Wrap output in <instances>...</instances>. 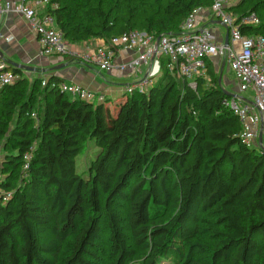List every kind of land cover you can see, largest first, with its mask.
I'll list each match as a JSON object with an SVG mask.
<instances>
[{"label": "trees", "instance_id": "1", "mask_svg": "<svg viewBox=\"0 0 264 264\" xmlns=\"http://www.w3.org/2000/svg\"><path fill=\"white\" fill-rule=\"evenodd\" d=\"M212 3L51 0L44 13L77 44L130 30L176 34L193 9ZM229 10L256 12L260 24L242 32L264 35V0ZM160 65L147 92L113 108L14 68L20 78L0 88V264H97L103 234L112 264H264V147L242 140L213 61L196 86L170 71L166 57ZM85 143L95 149L87 174L77 163Z\"/></svg>", "mask_w": 264, "mask_h": 264}, {"label": "built area", "instance_id": "2", "mask_svg": "<svg viewBox=\"0 0 264 264\" xmlns=\"http://www.w3.org/2000/svg\"><path fill=\"white\" fill-rule=\"evenodd\" d=\"M238 0H213L212 15L229 29L231 42H218L208 26L199 24L201 13L207 8L197 7L185 18L181 30L176 34H162L159 37L141 30H130L115 35L94 47L89 45L82 52L72 49L69 42L58 28L52 14L42 13L51 0H22L19 5L10 0H0V14L17 9L35 31L40 45L41 55H70L83 63L97 66L101 71L131 69L137 71L141 65L153 62L161 69L160 59L167 58V67L196 86V79L206 74L207 60L223 57L230 71L239 84V93L253 91L251 100H243L239 94L227 99L226 103L239 116L242 123L241 138L249 147L259 145L261 125L264 122V35L246 34L243 26L258 25L261 22L256 12L241 15L234 14L230 7ZM57 7V3H53ZM121 49H132L137 55L130 61L117 63ZM146 75L135 83L125 87V93L147 92L153 84L152 77ZM20 75L9 68L8 63L0 58V88L15 83ZM48 79H43V86ZM51 87L67 93L72 98L103 103L106 96L96 93L79 84L53 80ZM31 153L24 156V169L29 167ZM0 174V184H1ZM0 186V197L3 195ZM8 195L4 196L6 200Z\"/></svg>", "mask_w": 264, "mask_h": 264}, {"label": "crops", "instance_id": "3", "mask_svg": "<svg viewBox=\"0 0 264 264\" xmlns=\"http://www.w3.org/2000/svg\"><path fill=\"white\" fill-rule=\"evenodd\" d=\"M10 1L15 2L16 6H18L22 0ZM238 1L234 4L238 3ZM46 8L45 6L41 12L44 13ZM199 24L208 26L218 42L226 43L229 29L218 18L214 17L209 9L201 13ZM228 40L231 42L230 36ZM102 41L103 39L97 38L88 42L71 43V46L73 50L82 52L87 45L94 47L101 44ZM136 55V50L121 49L118 52L116 61L117 63L128 62ZM0 58L4 59L9 66L12 65L13 67L9 68L13 71L14 68H18L15 65H18L22 73L30 79L36 77H42L43 79L53 78L57 81L79 84L96 93H103L106 96L104 103L110 107H112V104L116 106L120 99H125L128 96L125 93L127 85L135 83L148 74L154 75L152 77L154 83L161 74V69H158L151 61L141 65L137 71L114 69L105 72L95 65L83 63L78 59L69 60L64 55H41L35 31H33L29 22L17 9L9 13L0 14ZM211 61L215 63L217 70H221L220 80L226 89L233 87L232 91L234 94H239L243 97V100L252 99L254 93L252 95H248L247 92L239 93L238 81L223 57H216ZM229 74L232 75L230 79L228 78ZM231 97L234 96L231 95ZM96 103L99 102L97 101Z\"/></svg>", "mask_w": 264, "mask_h": 264}, {"label": "rangeland", "instance_id": "4", "mask_svg": "<svg viewBox=\"0 0 264 264\" xmlns=\"http://www.w3.org/2000/svg\"><path fill=\"white\" fill-rule=\"evenodd\" d=\"M231 77H232V75L229 74L228 78L230 79ZM234 85H236V84H234ZM225 90L232 93L233 87H230L227 89L225 88ZM252 93H253L252 89H249V91L247 92L248 95H252ZM233 94H234V92H233ZM36 106H37V108L35 110L38 111L40 109L39 104H37ZM113 107H114V105L112 104L111 108H113ZM12 127H14V121L13 120L10 121L9 129H11ZM258 143L261 144L260 140H258ZM262 146L264 147V133H263ZM93 151H95L94 146L90 145L89 143H85L84 147L81 148V152L77 158L78 171L80 173L87 174V172L89 170V165H90V154H92ZM3 155H4L3 147H2V144H0V167H1V159H2ZM0 174H1V170H0ZM1 177L3 178L2 174H1ZM117 209H118L119 214L123 217V225H124V230H125V235L127 237V240L129 241V243L133 244V239H132V236H131V233H130V230L128 227V223H127L126 206H124L122 204H118ZM99 243H100L99 244L100 249L96 251L99 260H96V263L97 264H112L114 261V258L111 255L109 236H107L106 234H103ZM130 264H141V260H133V261H131ZM160 264H170V263L169 262H161Z\"/></svg>", "mask_w": 264, "mask_h": 264}, {"label": "water", "instance_id": "5", "mask_svg": "<svg viewBox=\"0 0 264 264\" xmlns=\"http://www.w3.org/2000/svg\"><path fill=\"white\" fill-rule=\"evenodd\" d=\"M229 33H227V38H226V44L229 43ZM16 67L19 68L18 65H15ZM228 94L232 95V96H236V94H231L227 91ZM263 133H264V122H262V125H261V132H260V135H259V140L261 142V145H262V140H263Z\"/></svg>", "mask_w": 264, "mask_h": 264}]
</instances>
